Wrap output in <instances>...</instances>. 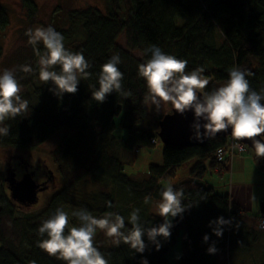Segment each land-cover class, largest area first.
<instances>
[{"label": "trees", "instance_id": "1", "mask_svg": "<svg viewBox=\"0 0 264 264\" xmlns=\"http://www.w3.org/2000/svg\"><path fill=\"white\" fill-rule=\"evenodd\" d=\"M20 2L27 17L33 18L36 2ZM104 3V13L93 7L70 11L67 14L70 29L57 30L64 36L67 49L83 52L92 64V76L81 79L76 94L65 93L62 98L51 94L29 114L7 120L10 132L0 136V150L11 151L7 158L0 156L2 181L5 175L15 173L18 178L25 168L31 169L30 162L16 151L36 149L61 128L69 133L50 152L53 171L37 164L42 172L40 179L45 178L42 182L47 185L43 192L53 188L41 207H38L40 202L30 208L16 204L6 193L5 180V184L1 183L0 264H30L33 260L36 264H64L37 246L39 239L46 238L38 236V227L58 207L64 210L86 208L96 217L114 211L125 218L134 208H139L147 226L161 223L162 218L148 209L144 198L150 195L149 202L160 199V190L165 187L161 182L175 178L178 167L191 162L188 179L173 186L182 187L183 202L194 207L184 213L182 220L177 217L173 221L171 238L169 241L161 239L159 251L150 243L143 254L135 253L123 243L119 247L98 248L109 259V264H140L142 256L149 264H165L181 235L182 252L175 264H218L216 254L209 255L206 251L213 241L217 253L228 252L230 257L238 248L250 247L245 240L247 235L253 232L252 239L256 237L255 230L251 232L239 212L230 206L229 195H220L202 181L207 171L218 169L219 174L226 171L231 158L226 152L225 138L208 139L201 148H178L161 142L154 145L152 139L158 138V120L164 113L144 126L147 107L143 98L147 89L138 76V65L151 57V53L145 54L144 50L156 45L166 54L186 59L188 70L202 66L203 75L210 80L205 91L225 84L233 66L254 73L248 79L251 88L259 91L264 87V0H212L208 3L203 0H104ZM8 19V9L0 3V29L8 25ZM121 34L125 40L123 47L118 44ZM40 47L43 48L42 43ZM135 51L141 52V58L134 55ZM1 53L0 47V58ZM117 53L122 60L118 67L124 73L123 88L132 95L125 98L112 93L106 102L98 104L91 96L99 87L97 73L101 65ZM55 70L59 71V66ZM44 91L41 85L34 93ZM116 117H120L118 122ZM116 129L126 137L114 135ZM147 146H162V163L148 164L145 179L136 181L124 173L125 167L134 162L137 148ZM222 146L225 155L219 162L215 150ZM253 155L257 168L264 171V158L257 161ZM54 179V186H50ZM86 186L93 187V191H85ZM108 201L115 207L108 208ZM220 216L234 219L231 226H225L223 237L217 238L212 234L209 221ZM262 216L264 203L253 218L256 226ZM70 225L78 223L70 221ZM130 227L126 219V228ZM205 234L210 236L208 243L203 242ZM144 239L148 243L146 236ZM258 264H264V259Z\"/></svg>", "mask_w": 264, "mask_h": 264}, {"label": "clouds", "instance_id": "2", "mask_svg": "<svg viewBox=\"0 0 264 264\" xmlns=\"http://www.w3.org/2000/svg\"><path fill=\"white\" fill-rule=\"evenodd\" d=\"M25 36L28 38L27 44L33 48L37 57L36 68L26 63L0 72V136H7L10 132L7 120L23 115L29 108V101L22 98L23 86L17 79V70L26 74H33L38 70L40 81L50 82L52 87L49 91L60 98L65 93L76 94L81 79L92 76V64L83 52L67 49L64 36L53 26L28 28ZM41 43L43 51L39 48ZM144 52L151 53L150 59L138 65V76L144 80L147 89L143 98L145 105L155 106L157 113L168 106L181 116L192 111L194 122L191 127L195 130L197 140L212 139L218 133H227L231 129L233 149L244 151L250 147L257 161L264 158V87L259 91L251 88L248 77L254 73L233 66L228 71L225 84L205 91L210 80L203 75L205 69L202 66L188 70L186 59L166 54L156 45L146 48ZM121 63V57L117 53L101 65L97 73L99 87L91 92L92 99L98 104L106 102L112 93L125 98L132 95L130 90L125 91L123 88L124 73L118 67ZM56 66H59V71L55 70ZM201 121L204 123L201 124ZM246 141H251V146ZM222 152L223 149H219L217 154ZM220 158L223 159V156L220 155ZM159 195L156 208L162 222L151 226L142 221L139 208H134L125 218L114 211L96 217L86 208L69 214L58 207L38 227V236L46 238L39 239L37 246L64 264H109V259L95 244L99 230L114 246L119 247L123 243L135 253L143 254L150 243L159 251L162 247L161 239L169 241L171 238V229L175 227L173 221L177 217L182 220L184 213L194 207L183 202L182 187L175 188L169 183L160 190ZM151 199L150 195L145 196L144 203H149ZM107 207L115 206L108 201ZM71 217L78 220V225H70ZM126 219L130 228H126ZM233 219L220 216L209 221L212 234L222 238L225 226H231ZM261 225H264V221H261ZM236 227H239L238 223ZM145 236L148 243L145 242ZM209 240L210 236L205 234L203 242L208 243ZM206 251L209 255L217 253L215 241ZM176 259H180V256L177 255ZM30 264H36V261L33 260ZM140 264L149 262L142 256Z\"/></svg>", "mask_w": 264, "mask_h": 264}, {"label": "rangeland", "instance_id": "3", "mask_svg": "<svg viewBox=\"0 0 264 264\" xmlns=\"http://www.w3.org/2000/svg\"><path fill=\"white\" fill-rule=\"evenodd\" d=\"M36 2L37 10L33 18L29 19L25 13V9L22 8L20 0H0L3 3L9 13L8 25L3 29H0V47L2 50L0 58V72L5 68H15L23 64H31L36 68L37 57L34 54L33 48L27 44V37L25 36V31L28 28H35L39 26L47 27L49 25L53 26L56 30H67L70 29V24L67 21V14L70 11H77L82 9H87L88 7H93L100 9L103 13L106 11L104 0H33ZM212 0H203V2H210ZM118 44L120 46L125 45L124 35L118 38ZM41 45V44H40ZM41 51L44 48L40 47ZM66 47V46H65ZM67 48V47H66ZM134 55L141 58V52L135 51ZM17 79L23 86L22 98L29 101L28 111L25 115L38 107L40 104L49 99V96L53 94L49 91L52 87L51 83H45L40 81L37 72L33 74H26L17 70ZM82 81V80H81ZM43 85L45 91L41 94H35L34 90L39 86ZM147 107V116L144 122V126L147 122L154 119L158 114H167L170 111V106L165 107L161 112L157 113L155 111V106ZM120 117H116L115 121L118 122ZM68 131L65 128L55 132L51 137L37 147L30 151H16L17 155H21L27 159L30 163V171L34 172V179L40 181L41 168L38 165L45 166V170L50 168L54 170V165L50 159V152L53 148L58 146L62 141V138L68 135ZM116 136L126 137L125 134L119 129L115 130ZM11 152V151H9ZM9 152L0 150L1 157H8ZM162 146L155 147H141L137 148L134 154V162L131 165L125 167L124 173L130 178H134L136 181H141L145 179L148 164H161L162 163ZM253 151L249 148L244 155H233L230 159L226 171L219 174L215 171H207L204 175L203 182L214 187V190L220 195H229V203L236 211L239 212L241 219L246 221L248 228L255 230L254 239H252V234L247 235L245 240L250 243V247H244L245 249L238 248V252H232L231 256L228 257V252L221 255V264H258L264 259V230L258 229L256 226V221L253 219L257 216L259 207L264 203V171L259 170L256 163L253 160ZM191 164H181L177 171L176 177L170 180L162 181L161 184L167 186L169 183L179 184L181 181L188 179V172L191 169ZM38 164V165H37ZM4 166V164H2ZM3 166L1 167L3 170ZM22 174V173H21ZM8 176V175H5ZM18 176V178H20ZM55 179L51 181L52 186ZM4 180H0V192L1 186ZM5 184V183H4ZM54 186V185H53ZM5 190L8 194V190L5 184ZM93 191V187L86 186L85 191ZM53 192V188L39 194V206L43 205L44 200L50 196ZM158 200H152L148 203V209L157 213L156 203ZM36 207V209L38 208ZM30 208V207H27ZM78 210V209H76ZM65 211L71 214L74 209H65ZM103 216V215H101ZM100 216V217H101ZM70 221L78 223L75 217H71ZM177 241L173 244L171 252L167 255V261L165 264H175L177 255L180 256L182 249L181 235L176 239ZM95 244L97 247L109 248L113 246L110 239H108L102 231L97 232L95 238Z\"/></svg>", "mask_w": 264, "mask_h": 264}, {"label": "water", "instance_id": "4", "mask_svg": "<svg viewBox=\"0 0 264 264\" xmlns=\"http://www.w3.org/2000/svg\"><path fill=\"white\" fill-rule=\"evenodd\" d=\"M194 122V113L189 111L181 116L170 110L158 120L159 129L157 131L160 142L163 145L175 147H200L206 145L208 138L197 140L195 130L191 127ZM204 121H201L203 124ZM203 133V128H201ZM231 129L227 133H218L217 137L230 135ZM251 146V141H246ZM249 149L253 151L250 147ZM254 152V151H253ZM8 195L18 205L33 207L39 200V194L47 188L45 182H37L34 179V172L24 169L20 178H16L15 173L5 177Z\"/></svg>", "mask_w": 264, "mask_h": 264}, {"label": "built area", "instance_id": "5", "mask_svg": "<svg viewBox=\"0 0 264 264\" xmlns=\"http://www.w3.org/2000/svg\"><path fill=\"white\" fill-rule=\"evenodd\" d=\"M224 138H225V139H224L225 147H226V150H227L226 152H228L230 158H232L233 155H236V154H238V155H243V154L247 151L248 148L245 149L244 151H240V150H238V149H233L231 146H232V144L234 143V141H233V138L231 137V135H228V136H226V137H224ZM159 142H160L159 137L156 138V139H152V143H153L154 145H158ZM219 149H223V146H222V147H219V148H217V149L215 150V155H216V159H217V161L222 162L223 159L220 158V155H222L223 158H224L225 153L222 152L220 155H218L217 153H218V150H219ZM214 171H215V172H218L219 170H218V169H215ZM261 221H264V216L258 218V220H257V226H258L260 229H263V230H264V225H261Z\"/></svg>", "mask_w": 264, "mask_h": 264}, {"label": "crops", "instance_id": "6", "mask_svg": "<svg viewBox=\"0 0 264 264\" xmlns=\"http://www.w3.org/2000/svg\"><path fill=\"white\" fill-rule=\"evenodd\" d=\"M245 222H246V221H245ZM222 254H224V253H223V252H218V253H216V260H218V264H221V255H222ZM222 257H223V255H222ZM227 259H228L229 262H230L229 255H228Z\"/></svg>", "mask_w": 264, "mask_h": 264}, {"label": "flooded vegetation", "instance_id": "7", "mask_svg": "<svg viewBox=\"0 0 264 264\" xmlns=\"http://www.w3.org/2000/svg\"><path fill=\"white\" fill-rule=\"evenodd\" d=\"M28 171H30V170H28ZM43 180H45V178L40 179V181L39 180H36V181L41 183Z\"/></svg>", "mask_w": 264, "mask_h": 264}]
</instances>
